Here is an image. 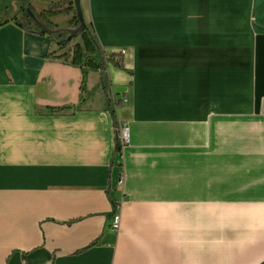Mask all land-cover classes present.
I'll return each instance as SVG.
<instances>
[{"label":"crops","instance_id":"0c3cea01","mask_svg":"<svg viewBox=\"0 0 264 264\" xmlns=\"http://www.w3.org/2000/svg\"><path fill=\"white\" fill-rule=\"evenodd\" d=\"M81 4L125 56L104 75L116 116L103 89L54 112L83 73L0 0V264H264V0Z\"/></svg>","mask_w":264,"mask_h":264},{"label":"trees","instance_id":"16d2710c","mask_svg":"<svg viewBox=\"0 0 264 264\" xmlns=\"http://www.w3.org/2000/svg\"><path fill=\"white\" fill-rule=\"evenodd\" d=\"M67 3L70 5L65 7ZM28 9L32 10L39 21L49 27L51 30L50 33L42 31L41 26L36 23L27 12ZM71 12L74 13V17L68 28H61L50 21V18L54 15L68 14ZM21 13L23 16L22 19L15 16L12 18V21L29 32L49 36L55 44V48L49 52L47 56L48 60L69 64L81 69L83 73V80L80 86L81 98L79 104L76 106L55 107L52 108V110L54 112H69L80 108L88 101L89 97L94 96L99 89H103L106 93L109 110L112 115L116 116V111L113 105H120L122 101H115L113 103L104 82V75L111 65L120 69H125V56L123 52L107 53L105 51L97 35L93 21L91 17L87 15L85 9L82 7L85 28L74 36L71 34L73 30L80 26L81 22L72 0L52 3L48 9H45L42 12H37L30 4V0H22ZM7 21L8 20L1 21L0 26ZM90 80L95 81V85L92 89H89ZM116 125L118 126L119 123L117 122ZM116 147L117 150H121L118 138Z\"/></svg>","mask_w":264,"mask_h":264},{"label":"built area","instance_id":"2783aa9c","mask_svg":"<svg viewBox=\"0 0 264 264\" xmlns=\"http://www.w3.org/2000/svg\"><path fill=\"white\" fill-rule=\"evenodd\" d=\"M116 130L118 133L117 135H118V139H119L121 149H122L129 141L128 129L123 122H120L119 125L117 126ZM121 183H123L122 180H121ZM112 227L117 231L120 229V227H121V213L116 212L114 214L113 221H112Z\"/></svg>","mask_w":264,"mask_h":264},{"label":"water","instance_id":"95a60500","mask_svg":"<svg viewBox=\"0 0 264 264\" xmlns=\"http://www.w3.org/2000/svg\"><path fill=\"white\" fill-rule=\"evenodd\" d=\"M73 2H74V6L76 8V12H77V15H78L81 23H80V26L77 29L73 30V32L71 34L72 36H74L77 33L81 32L85 28V22H84V19H83L81 0H73ZM27 12L31 15V17L33 18V20L41 26L43 32H47V33H50L51 32V30L49 29V27H47L45 24H43L41 21H39V19L32 12L31 9H28Z\"/></svg>","mask_w":264,"mask_h":264},{"label":"rangeland","instance_id":"374dc122","mask_svg":"<svg viewBox=\"0 0 264 264\" xmlns=\"http://www.w3.org/2000/svg\"><path fill=\"white\" fill-rule=\"evenodd\" d=\"M31 1L32 0H30V3H31ZM53 3H55V2H53ZM71 13H73V12H71ZM59 15H65V14H59ZM135 19L133 18V20L139 21L143 24H149L150 22H168L169 23L172 21V16H168V15H164V16L158 15L157 16V15L143 14V15L135 16Z\"/></svg>","mask_w":264,"mask_h":264}]
</instances>
